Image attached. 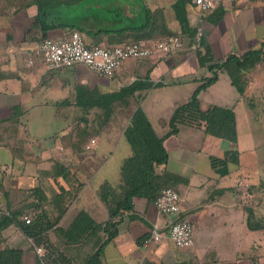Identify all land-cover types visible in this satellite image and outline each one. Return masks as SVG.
<instances>
[{
    "label": "crops",
    "instance_id": "crops-1",
    "mask_svg": "<svg viewBox=\"0 0 264 264\" xmlns=\"http://www.w3.org/2000/svg\"><path fill=\"white\" fill-rule=\"evenodd\" d=\"M173 2L99 0L95 12L83 18V23L91 30L116 28L119 20L141 17L146 5L151 9L162 8L168 25L175 28ZM109 8L118 15L103 16ZM186 10L189 24L196 30L197 26L201 27L197 42L209 43L217 60L230 53L257 48L264 41V0L223 2L202 14L191 1ZM35 12L36 6L30 5L0 15V201L10 209V215L0 216V249H21V264H36L37 256L45 264L44 255L36 253L32 239L18 224L24 215L30 217L45 209L51 218L60 215L57 225L61 227L68 226L80 210L88 212L101 225L109 220L97 194L101 182L111 181L108 158L96 159L95 154L83 151L95 149L96 145L107 151L117 150L137 101L133 95L126 104L114 101L112 109L117 105L128 106L124 120L117 125L108 118L98 124L89 117H103L104 109L89 103L91 94L115 92L121 86L146 78L151 86L135 93H142L139 104L158 135H163L169 128L173 109L188 99L203 76L212 74L207 66L199 65L196 44L186 37L182 46L171 53L126 59L111 76L97 74L82 63L50 68L45 61L32 57L31 49L43 33L30 26ZM66 30L51 28L47 34L63 37ZM83 35L87 42L101 36L100 42H114L109 38L111 34ZM252 76L255 79L257 74ZM198 97L201 108L211 104L233 107L237 140L238 107L245 103L255 118L224 72L201 89ZM67 116L72 119L57 120ZM222 140L207 134L202 126L186 123L179 124L178 131L163 140L168 160L158 170L166 169L182 178L177 184L180 215L189 218L195 226L189 247L178 248L168 238L142 245L148 229L135 235L129 232L130 225H135L139 216L150 227L152 222L162 223L164 216L153 201L135 197L134 212L122 214L119 220L115 218L118 232L108 241L102 229L96 238L88 235L71 241L62 238L55 229L48 230L50 241L60 251L56 260L88 264V256L103 245V264H264V229H252L246 220L247 207L256 216L264 217V180L243 172L241 157L245 149L231 141L223 146ZM233 148L239 151V162L229 161L228 173L221 175L211 167L209 155L223 156L225 150ZM129 150V145H124L123 155L118 157L120 164ZM104 167L107 172L97 175ZM119 180L120 172L118 180L111 182L116 184ZM59 196L66 201L60 213L56 204Z\"/></svg>",
    "mask_w": 264,
    "mask_h": 264
},
{
    "label": "trees",
    "instance_id": "trees-1",
    "mask_svg": "<svg viewBox=\"0 0 264 264\" xmlns=\"http://www.w3.org/2000/svg\"><path fill=\"white\" fill-rule=\"evenodd\" d=\"M191 0H174L172 7L177 20L175 28L168 25L166 15L162 8L151 9L144 6L141 17L137 19H122L116 28L89 29L83 18L95 12L98 2L90 0H0V15L8 10L25 9L30 5L36 6V12L31 21V28L39 29L42 33L37 41L48 37V30L62 27L67 29L63 37H68L72 30L87 35L111 34L113 43L125 41H136L139 39L155 40L170 35H181L186 37L192 44H196L195 55L200 66H207L212 72L209 76H203L200 84L193 90L188 99L178 104L168 119V130L163 135H158L151 124L150 119L139 104V97L144 88L151 86L150 81L138 79L132 83L121 86L115 92L90 95V104H96L104 109L103 119L112 113V103L120 100L128 103L129 96H135L137 106L131 113L130 118L123 130V136L129 145V153L122 158L120 164V180L113 184L109 180L100 183L97 194L105 205L109 220L103 225L99 224L85 210H80L66 227L58 226L60 215L51 218L47 210L37 211L30 216V221L23 218L18 224L22 231L32 238L31 246H43L46 249L43 260L45 264H54L53 257L56 247L48 237V230L55 229L65 240H78L101 228L106 233L105 241L112 239L118 232V220L122 214L134 212L135 197H144L153 201L158 192L164 187H173L177 190V184L182 178L166 169L158 170L166 164L168 152L163 144L166 136L178 131L181 123L202 126L207 134L222 139L236 142L237 126L236 114L233 107L211 104L201 108L198 93L214 82L220 72L229 77L231 83L245 98L249 107L253 109L254 104L246 98V87L249 84L251 74H257L260 66L264 64V41L259 47L248 49L241 53H230L223 60H217L209 43L199 44L195 39L196 28L189 24L186 6ZM84 14V16L82 15ZM117 22V21H116ZM102 36L88 44L102 43ZM160 83H158L159 85ZM239 151L236 148L227 149L223 156L209 155L211 167L221 175L228 173L227 163L239 162ZM14 215V214H13ZM133 215V214H132ZM115 218H118L115 219ZM7 221L12 219L6 218ZM247 224L252 229H264V217H257L251 207H247ZM100 245L88 256V264H103L101 260ZM22 250L13 247L0 249V264H21ZM52 258V259H51ZM36 264H41V257L37 256Z\"/></svg>",
    "mask_w": 264,
    "mask_h": 264
},
{
    "label": "built area",
    "instance_id": "built-area-1",
    "mask_svg": "<svg viewBox=\"0 0 264 264\" xmlns=\"http://www.w3.org/2000/svg\"><path fill=\"white\" fill-rule=\"evenodd\" d=\"M191 1L202 14L223 2L240 3L242 0ZM200 29L201 27L197 26L195 35L197 41ZM183 40L181 35L175 34L155 40L88 44L81 32L72 30L68 37H45L31 50L32 57H40L50 68L82 63L97 74L111 76L126 59L146 57L153 53H171L182 46ZM93 141L92 138L91 142ZM86 146L89 147L90 144ZM153 202L158 212L164 216L163 222H152L149 235L142 240V245L147 246L168 238L178 248L189 247L193 242V224L189 218L180 215L181 197L178 190L164 187ZM2 215H10V209L0 202V216ZM23 218L26 222L30 221L29 216L24 215ZM34 249L37 254L45 255L46 249L43 246H34Z\"/></svg>",
    "mask_w": 264,
    "mask_h": 264
},
{
    "label": "rangeland",
    "instance_id": "rangeland-1",
    "mask_svg": "<svg viewBox=\"0 0 264 264\" xmlns=\"http://www.w3.org/2000/svg\"><path fill=\"white\" fill-rule=\"evenodd\" d=\"M90 1L99 2V0H90ZM154 1H160L162 3L168 4V1L170 0H154ZM108 10L109 12H104L103 16H105L106 13H107V17H113V15H118V13L115 10L111 8H109ZM122 11L124 12V9H122ZM82 15L84 16V14ZM35 58H37L38 60H42L38 56H35ZM262 65L263 66L259 67L260 70L258 71L255 79L251 74V78H250L251 82L249 84V90L246 96V98L247 99L250 98V100L254 104V107L252 110H253L254 117L256 118V120L255 118L253 119L251 115L249 114L247 105L245 103L241 104L238 107L237 121H238L239 132H238V140L236 141L235 146H237V143H238L239 148L246 150L241 157L243 172L245 174H251L257 178L264 180V64ZM256 80L258 82H256ZM128 110H129L128 106H124L123 108L117 105L116 108L112 109V112L115 111L113 116L112 117L108 116L107 119L111 118V121H113L115 124L120 123L121 120H124V116ZM103 115H104V112H103ZM89 118H92V120H95L98 124L101 121H104L103 117L100 115H97V116L91 115ZM71 119L72 117L70 116L57 117L58 121H67V120L69 121ZM222 141L224 143L222 144L223 146L227 145L228 140L223 139ZM127 143L128 142L125 140V138H122L121 143L119 144V148L117 150L111 149L110 151H107L105 148H102L101 145H98V146L96 145L95 149L92 148L90 150H84L83 152L86 151L85 153H88L90 155L95 154L96 159L100 157L103 159L105 157L108 158V166L110 167L108 170L109 171L108 178H110L111 181L112 180L117 181L118 175L120 172L118 169V163L120 164L118 157L120 158L123 155V147L124 145L125 147L126 146L128 147ZM106 172H107V167H104L101 170V172L99 171L97 175H104ZM262 186H264V182L262 183ZM56 199H57L56 204L58 206L59 213H60L65 208L66 205L64 202L66 201L61 196L57 197ZM251 203L252 202H250V204ZM146 214H148V211L146 212ZM261 217L263 219V216ZM135 220L137 221V223L135 225L134 223L130 225L129 232L134 233L136 235V234H141L148 229L146 233V236H148L150 229H151V225L150 227H148L145 218H142L139 216H137ZM194 228L195 226H193V231H194ZM100 231H101V228L99 227L95 230V232L91 233L90 235L96 238L98 233L100 234ZM56 249L54 250L53 257H57V254L60 252V251L57 252ZM57 260L55 258L53 262L55 264H60L61 262L67 264L66 261H63L61 258Z\"/></svg>",
    "mask_w": 264,
    "mask_h": 264
}]
</instances>
